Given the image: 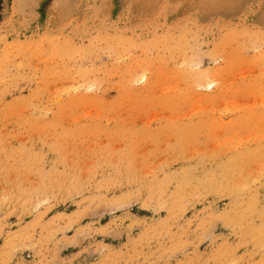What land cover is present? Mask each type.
<instances>
[{
	"label": "rangeland",
	"instance_id": "rangeland-1",
	"mask_svg": "<svg viewBox=\"0 0 264 264\" xmlns=\"http://www.w3.org/2000/svg\"><path fill=\"white\" fill-rule=\"evenodd\" d=\"M0 173V264H264V0H0Z\"/></svg>",
	"mask_w": 264,
	"mask_h": 264
},
{
	"label": "bare ground",
	"instance_id": "bare-ground-1",
	"mask_svg": "<svg viewBox=\"0 0 264 264\" xmlns=\"http://www.w3.org/2000/svg\"><path fill=\"white\" fill-rule=\"evenodd\" d=\"M218 71H219V69H218ZM201 72V71H200ZM213 74V73H212ZM212 74L211 73H203V71L201 72V73H199L198 74V77H199V79L201 78H204V77H207L208 78V76H212ZM215 75V74H214ZM216 76V75H215ZM153 77V76H152ZM144 78V77H143ZM220 80V79H219ZM220 81H218V79H217V81H213L212 80V82H210L209 84H208V86L207 87H215V85H218V87L217 88H221L222 89V87H219V85H220V83H219ZM143 83V82H142ZM145 83V82H144ZM221 83H222V81H221ZM225 83V82H224ZM215 92H217V91H215ZM212 95V94H211ZM200 98V97H199ZM204 99V98H203ZM202 99V101H204ZM200 100V99H199ZM244 101V100H243ZM257 102V101H256ZM229 104V103H228ZM231 104H232V106H236V107H238V102L237 101H235V100H233L232 102H231ZM225 106V105H224ZM249 106V105H248ZM237 109V108H236ZM235 108H234V110H236ZM197 110V109H196ZM194 112H196V111H194ZM226 112V111H225ZM97 113V112H96ZM4 115V114H3ZM62 119V118H61ZM177 121H178V119H177ZM220 121H221V119H220ZM35 122V121H34ZM223 122V121H222ZM230 128V127H229ZM178 141V140H177ZM22 172V171H21ZM1 174V173H0ZM20 174V173H19ZM64 174V173H63ZM210 176V175H209ZM145 178V177H144ZM7 179V178H6ZM59 179V178H58ZM88 179V178H87ZM164 180V179H163ZM62 181V180H61ZM180 183V182H179ZM62 185V184H61ZM48 186V185H47ZM55 188V187H54ZM43 192V191H42ZM65 198V197H64ZM161 201V200H160ZM38 204V203H37ZM37 207V206H36ZM40 212V211H39ZM170 212V211H169ZM170 215V214H169ZM61 221H63V220H61ZM29 226V225H28ZM40 232V231H39ZM45 232V231H44ZM47 233V232H46ZM53 234V233H52ZM180 234V233H179ZM17 235V234H16ZM155 236V235H154ZM148 238V237H147ZM80 243V242H79ZM33 244V243H32ZM45 247V246H44ZM9 250V249H8ZM3 258V257H2ZM2 261V260H1ZM9 261V260H8ZM110 262V261H109ZM40 263V262H39Z\"/></svg>",
	"mask_w": 264,
	"mask_h": 264
}]
</instances>
